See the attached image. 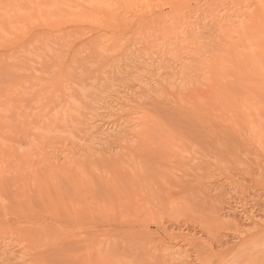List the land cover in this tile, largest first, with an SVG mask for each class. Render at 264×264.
I'll return each mask as SVG.
<instances>
[{
  "label": "rangeland",
  "instance_id": "rangeland-1",
  "mask_svg": "<svg viewBox=\"0 0 264 264\" xmlns=\"http://www.w3.org/2000/svg\"><path fill=\"white\" fill-rule=\"evenodd\" d=\"M174 3L0 0V244L9 243L15 253L5 255L7 258L1 254L0 264H30L25 262L27 254L36 249L43 264H84L86 255L92 262L88 264L97 259L98 264H185V260L198 264L196 252L205 248L216 252L237 248L244 233L236 235L235 223L246 235L255 231V221L264 220V148L262 157V147L258 146L259 152L256 146L264 145V0L256 1L257 5L262 3L261 8L254 3L248 9L257 15L250 23L253 28L249 24L252 29L239 33L238 44L219 42L213 37L219 27L209 18L201 21L198 44L202 51L207 48L203 52L204 61L209 59L207 64L215 58L217 63L209 66L215 67L211 73L216 77L210 79L211 70L197 69L188 78L199 82L209 78L207 84L213 85V91L203 87L207 89L203 96L196 87L193 91L195 85H188L187 92L180 91L182 87L174 89L173 98L164 89L157 92L159 96L144 95L140 90L127 102H138L137 106L155 112L168 122L170 135L155 131L148 141L154 144H145L150 149L135 139L127 145L128 149L136 148L120 149L125 143L112 140L110 146L116 145L111 149L112 162L104 156L83 164L69 158L65 167H70L63 170L45 162L47 154L55 152L62 162V149L78 155L96 146L94 141L101 131L97 125L106 123L103 129L113 124L121 127L126 119L131 120L134 115L125 112L126 107L115 99L128 87L136 90L139 73L148 74L150 68L160 79L176 70L181 75L183 65L192 60L190 55L197 53L187 47L189 38L183 39L186 44L181 38L182 44L179 41L162 54L166 38L153 16H124L114 9L118 5L130 10L142 6L145 11L159 4L165 13ZM224 47L229 52H220ZM137 54L144 56L143 61ZM159 56L164 68L156 62ZM133 57L143 65L134 67ZM179 79L176 83L184 85L185 80ZM149 86L154 89V81ZM244 121L250 124L245 125L247 129ZM248 128L254 130L252 134L256 130L262 134L260 143L252 145L243 135H251ZM131 188L139 198L135 197L137 203L149 209L141 218H136L134 194L129 192L128 196ZM172 208L182 209L173 213ZM214 213L225 217L224 224L209 220ZM203 223L206 226L202 227ZM163 240L186 251L163 258ZM94 241L99 243L97 252L90 249Z\"/></svg>",
  "mask_w": 264,
  "mask_h": 264
},
{
  "label": "bare ground",
  "instance_id": "bare-ground-1",
  "mask_svg": "<svg viewBox=\"0 0 264 264\" xmlns=\"http://www.w3.org/2000/svg\"><path fill=\"white\" fill-rule=\"evenodd\" d=\"M245 1H247V0H174V5H172L171 7H170V9L168 10V12H163V10L160 8L161 7V5H159V4H155V5H150V7L149 8H146V10L145 11H143V7L141 6V7H139V8H137V9H135V10H130V9H126V8H124V7H122L121 5H118V6H116L114 9H115V11H117V13H122L124 16H131V15H142V16H146V15H151V16H153V21H155L162 29V36H164L165 38H166V41H165V43H163L162 44V54H164L166 51L168 52V50L170 49L169 48V46H174L175 47V45H173V44H177L179 41H180V39L182 38V40L183 39H185V41H186V39H188L189 38V40L187 41V44H186V42L183 40V42H185V44L187 45V47L188 48H192L194 51L195 50H197V51H195V52H197L195 55H192L191 53V55H190V58L192 59H190L191 61L190 62H188L187 63V65L185 64V65H183V70L180 72L181 73V75H178L179 73L178 72H176V71H172L171 72V75L170 76H168L167 78H165V79H160L159 77V75L156 77L155 76V74H153V73H155V72H153V71H150V68H149V72L151 73L152 72V74H150V73H148V74H145V73H139L138 74V78H137V81L135 82V86H136V90H132V88H129L128 87V89H124L125 91H124V94H122V95H119L121 92H119V94H117V99H115L116 100V102H118V105L120 106L121 105V107L122 106H124V107H126V108H124V111L125 112H127L129 115L131 114V115H134V117L129 121V120H125L124 122H123V124H122V126L120 127H118V124H113V125H111L110 127H107V125H106V127L103 129V126H105V124L106 123H104V125L103 124H100L99 126L97 125L96 127H97V129H101V131L100 132H98V138H96L97 140L96 141H94L95 142V145L96 146H93V147H91L89 150H85L84 152H82L81 154H78V155H76V152H73V151H71V150H67V152H65L66 150L65 149H62V151H64V156H63V160H62V162L60 161V159L61 158H58V156H57V153L55 154V153H53V152H51V150H50V152H51V154L52 155H49V154H47V156L48 157H45V162H46V164H47V166H49V167H51V168H59V167H61V169L63 170V169H65V168H68L69 169V167H65V165H67V164H65V163H67L68 162V159L69 158H72L73 159V161L75 160V162L74 163H76V160L77 161H81L82 162V164H83V162L85 161V162H89V160L91 161L92 160V162H94V161H96L94 158H101V157H108V158H110V160L109 161H111V158L112 157H114V154H112L111 153V149H113V148H115L116 147V145H114V147H111L110 146V143L111 144H113L114 142L113 141H115V140H117L116 141V143L118 142V144L121 142V141H123L125 144H123V145H120V149H127V150H131L132 148H136V146L134 147V146H132V148L131 149H128V145L127 144H131V143H128L127 141H129L130 139H135V140H137V142L138 141H141L142 143H140V142H138L139 144H142V146H144L145 144H147V142L150 140V138L152 137V135L155 133V131H160V132H164V133H166V134H168L169 132H171V129H170V127L167 125L168 124V122L166 123L161 117H159L158 115H156V114H154V113H152V112H150V110L148 111L147 110V108H145V107H143V106H137V105H140V103H136L135 105H131L130 103H127V102H130V100H132L135 96H136V92L138 91L139 93L142 91V93L144 94V92H145V94L144 95H148V94H157V92L159 91V90H161V89H164V90H168L169 91V93L171 94H173L174 92L173 91H175L174 89H179V88H181L180 89V91H185L186 90V92H187V90H188V88L191 86V88H192V86H194V88L193 89H195V90H193V91H196V88H197V91L198 90H200V91H198V93L199 92H201V91H203L201 94L204 96V92L205 91H207V89L206 88H204L203 89V87H209V88H211V85L210 86H208V84H207V81L209 80V78H208V80H205V81H203V82H199V80H195V79H197V78H188V77H192L194 74H196V70L198 69V72H199V70H206V72H208L209 73V71H210V73L209 74H212V75H210V79L212 78V77H216V75L214 74V73H211V72H213L212 71V69H214V68H211L210 66H209V64H207L208 63V60H205L204 61V59L205 58H203V52L205 53L206 52V49L207 48H205V50L204 51H202L201 50V46H200V44H198L199 43V39H198V37H197V33H198V31H200V29H201V26L200 25H202V22L201 21H203V20H205V19H208V21L209 22H211V24L212 25H217L219 28H218V30H217V32H216V34H214L213 35V37L214 38H217V39H219V42H220V40H222V42L224 41L225 42V44H229V45H235V42L238 44V40L239 39H241V38H239L240 37V34L241 35H243L242 33H245V31H247V30H249L248 28H251L252 27V25L253 24H250V23H253V19L256 17V15H257V13H256V15H254V13H253V15L250 13V11H248V9H250V7L255 3V5H257V3H256V1L257 0H250L249 2H247V3H245ZM262 4V3H261ZM261 4H259V5H261ZM254 5V6H255ZM259 5H257V6H259ZM253 7V6H252ZM260 7V6H259ZM258 8V7H257ZM261 8V7H260ZM244 9V10H243ZM252 9V8H251ZM254 9V8H253ZM262 10V9H261ZM143 11V12H142ZM253 12H255L254 10H252ZM264 11V10H263ZM203 15H205V16H203ZM257 19V18H256ZM208 22V23H209ZM255 22H257V21H255ZM254 22V24H256ZM207 23V21H206V24H208ZM205 24V25H206ZM251 25V27L249 26L248 27V25ZM208 25H210V23L208 24ZM211 26V25H210ZM259 26V25H258ZM215 29H216V27H214ZM253 28V27H252ZM251 28V29H252ZM211 29V28H210ZM244 31V32H243ZM251 31V30H250ZM253 31H254V29L252 30V33H253ZM256 31H257V29H256ZM240 33V34H239ZM247 34H249L248 32H247ZM245 35V34H244ZM246 36V35H245ZM242 37V36H241ZM168 38V39H167ZM202 38V37H201ZM204 39V38H203ZM244 39V38H243ZM254 38H252V40H253ZM181 40V41H182ZM261 40V39H260ZM180 41V42H181ZM217 41V40H216ZM216 41H213V42H215L216 43ZM247 41V40H246ZM249 41V40H248ZM179 42V43H180ZM202 42V41H201ZM218 42V43H219ZM224 42H223V44H224ZM251 42V41H250ZM256 42V41H255ZM257 43V42H256ZM259 43H261V42H259ZM258 43V44H259ZM181 44H182V42H181ZM180 44V45H181ZM253 44V43H252ZM263 44V43H262ZM201 45H203V44H201ZM210 45H212V44H210ZM255 45H257V44H255ZM254 45V46H255ZM260 45V44H259ZM178 46V45H177ZM221 47V46H220ZM257 48V47H256ZM175 48H173V50H174ZM180 49V48H179ZM214 49V48H213ZM217 49V48H216ZM227 48H222L221 50H220V52L222 51H224V52H226V51H228V50H226ZM229 49V48H228ZM182 50V49H181ZM184 50V49H183ZM218 50V49H217ZM232 50V49H231ZM234 50V49H233ZM259 50V49H258ZM170 51H172V50H170ZM180 51V50H179ZM178 51V52H179ZM132 52V51H131ZM136 52H137V50H136ZM135 52V53H136ZM207 52H208V50H207ZM214 52V51H213ZM229 52V51H228ZM260 52V51H259ZM134 53V52H133ZM181 53V52H180ZM188 53V52H187ZM193 53V52H192ZM219 53V52H218ZM261 53V52H260ZM128 54V53H127ZM132 54V53H131ZM138 54H139V52H138ZM137 54V55H138ZM140 54L142 55V53L140 52ZM144 54V53H143ZM160 54V53H159ZM167 54V53H166ZM182 54V53H181ZM208 54H210V53H208ZM264 54V53H263ZM134 55V54H133ZM205 55V54H204ZM127 56V55H126ZM135 56V55H134ZM138 56H140V55H138ZM131 57V56H130ZM143 57V58H142ZM140 56V58H141V60L143 61V59H144V56ZM151 57V56H150ZM149 57V58H150ZM174 57V56H173ZM176 57V56H175ZM206 57V56H205ZM123 58H125V56H123ZM122 58V59H123ZM127 58H129V57H127ZM138 58V57H137ZM153 58V57H152ZM151 58V60L152 61H154V59H152ZM159 58H161L160 56L158 57V59ZM163 58H164V56H163ZM217 58V57H216ZM132 59V58H131ZM158 59H156V62H158V65L159 66H161L160 65V59L158 60ZM132 60H134V57H133V59ZM137 60H139V58L137 59ZM141 60L139 61V62H136L135 60V62H132L133 63V66L134 67H136V64H138V63H140L141 62ZM158 60V61H157ZM131 61V60H130ZM145 61V60H144ZM149 61V60H148ZM206 61H207V63H206ZM211 64L210 65H212V64H215V63H217L216 61H215V58H213V59H211ZM147 62V61H146ZM178 62V61H177ZM195 62V63H194ZM210 62V61H209ZM135 63V64H134ZM141 63H144V62H141ZM140 63V64H141ZM194 63V64H193ZM128 64V63H127ZM155 64V63H154ZM141 65H143V64H141ZM144 65H146V64H144ZM163 65V64H162ZM196 65V66H195ZM150 66H152V64L150 65ZM139 67H141V66H139ZM145 67H147L148 68V64L145 66ZM153 67V66H152ZM162 67V66H161ZM170 67V66H169ZM177 67V66H176ZM195 67H197V68H195ZM137 68V67H136ZM135 68V69H136ZM142 68H144L143 66H142ZM160 68V67H159ZM162 68H164V66L162 67ZM225 68V67H224ZM141 69V68H140ZM139 69V70H140ZM144 69H146V68H144ZM158 69V68H157ZM172 69H174L173 67H172ZM217 69V68H216ZM148 70V69H147ZM153 70V69H152ZM204 70V71H205ZM180 71V70H179ZM138 73V72H137ZM169 73V72H168ZM198 74V73H197ZM264 74V73H263ZM213 75H215V76H213ZM196 76V75H195ZM212 76V77H211ZM240 76V75H239ZM264 75H262L261 77H263ZM182 79L183 81H184V85L183 84H181V85H183V86H181L180 84H179V82L178 83H176V81H178V79L175 81H173V84L172 85H170L169 83H170V81L169 80H171V79ZM201 78V77H200ZM259 78V77H258ZM128 79V78H127ZM179 79V80H180ZM187 79H190V80H187ZM264 79V78H263ZM212 80H214V78L212 79ZM212 80H210L211 82L210 83H212L213 81ZM151 81H154V83H155V87H154V89L152 88H150V86H149V82H151ZM182 83V82H181ZM209 83V82H208ZM134 84V83H133ZM191 84V85H190ZM188 85H189V87H188ZM128 86V85H127ZM130 86V85H129ZM196 87V88H195ZM208 88V89H209ZM212 88H213V85H212ZM212 88H211V90H212ZM257 88V87H256ZM134 89V88H133ZM141 90V91H140ZM211 90H209V91H211ZM120 91V90H119ZM131 91H133V92H131ZM136 91V92H135ZM213 91V90H212ZM211 91V92H212ZM215 91V90H214ZM164 92V91H163ZM176 92V91H175ZM189 92V91H188ZM190 92H191V89H190ZM189 92V93H190ZM210 92V94H212ZM117 93V92H116ZM115 93V94H116ZM138 93V94H139ZM139 94V95H143V94ZM171 94V95H172ZM179 94H180V92H179ZM182 94V93H181ZM188 94V93H187ZM192 94V93H191ZM196 94H197V92H196ZM201 94H199V95H201ZM158 96H159V94H157ZM176 95V94H175ZM175 95H172L173 96V98L175 97ZM177 95H178V93H177ZM189 95V94H188ZM206 96L207 95H209V94H207V92H206V94H205ZM149 96V95H148ZM153 96V95H152ZM155 96V95H154ZM192 96V95H191ZM190 96V97H191ZM213 96V95H212ZM137 97V96H136ZM156 97V96H155ZM188 98H189V96H187ZM139 98V97H138ZM148 98V97H147ZM151 98V97H150ZM193 98V97H192ZM191 98V99H192ZM211 98V97H210ZM159 99V98H158ZM134 100V99H133ZM204 100V99H203ZM106 102V101H105ZM175 102V101H174ZM180 102V101H179ZM187 102V101H186ZM207 102V101H206ZM108 103V102H107ZM188 103V102H187ZM227 103V102H226ZM142 104V103H141ZM169 104V103H168ZM108 105V104H107ZM143 105V104H142ZM188 105V104H187ZM252 105V104H251ZM105 106V105H104ZM192 106V105H191ZM202 106V105H201ZM234 106V105H233ZM236 106V108H238L237 110L239 111L238 113L239 114H241L242 116L244 115V112H243V110L241 109V106L240 105H235ZM118 107V106H117ZM120 107V109H122ZM176 107V106H175ZM193 108H194V106H192ZM196 107H198V106H196ZM200 107V106H199ZM225 107V106H224ZM99 108V107H98ZM106 108H108L107 106H106ZM111 108V107H110ZM116 108V107H115ZM183 108V107H182ZM204 108V107H203ZM202 108V109H203ZM97 109V108H96ZM109 110V109H108ZM118 110H119V108H118ZM118 110H117V112H118ZM195 110V109H194ZM215 110V109H214ZM236 110V109H235ZM93 111H94V109H93ZM107 111V110H106ZM116 111V110H115ZM123 111V109L121 110V112ZM187 111V110H186ZM196 111V110H195ZM107 112H109V111H107ZM116 113V112H115ZM120 113V112H119ZM126 113V114H127ZM81 114H83V113H81ZM99 114V113H98ZM123 114V113H122ZM125 114V115H126ZM96 115V114H95ZM103 115V114H102ZM128 115V116H129ZM42 116V115H41ZM82 116V115H81ZM116 116V115H115ZM96 117H97V115H96ZM125 117V116H124ZM132 117V116H131ZM103 118V117H102ZM127 118H130V116L129 117H127ZM92 119V118H91ZM94 119V118H93ZM98 119V118H97ZM100 119V118H99ZM103 120V119H102ZM244 120V119H243ZM104 122V121H103ZM111 122H112V120H111ZM116 122V121H115ZM245 122V124H244V127L246 128V126H248V125H250L249 123H247V121H244ZM244 122H242V123H244ZM89 124V123H88ZM112 124V123H111ZM243 125V124H242ZM246 125V126H245ZM173 127V126H172ZM243 127V128H244ZM243 128H242V130H243ZM251 128V127H250ZM250 128H248L249 130H250ZM247 129V128H246ZM252 129H254L253 127H252ZM246 131H248V130H246ZM246 131H244L243 130V132H246ZM251 131V130H250ZM252 131H254V130H252ZM252 131L250 132V134L251 135H249V132H247V133H244L243 135H246V138L248 139V141L253 145H255L256 143H258L259 142V137L260 136H262V134L260 133V132H253L254 134H252ZM242 132V131H241ZM235 134V133H234ZM233 134V135H234ZM249 136H248V135ZM90 135V134H89ZM97 135V134H96ZM95 135V136H96ZM169 135H170V133H169ZM242 134H241V136L242 137H244ZM235 136V135H234ZM264 137V135L261 137V138H263ZM153 138V137H152ZM151 138V139H152ZM245 138V139H246ZM113 140V141H112ZM154 140H155V138H154ZM178 140V139H177ZM131 141H133V140H131ZM130 141V142H131ZM153 141V140H152ZM93 142V141H92ZM135 142V141H134ZM151 142V141H150ZM115 143V144H116ZM149 143V142H148ZM260 143V142H259ZM121 144H122V142H121ZM150 145H153L154 144V142L153 143H149ZM107 145V146H106ZM137 145V144H136ZM105 146V147H104ZM118 146V145H117ZM142 146L140 147V148H142ZM149 145H147V147H148ZM257 146V148H259V147H262L261 148V152H260V148H259V152L261 153V155H262V157H263V154H262V152H263V148H264V145L262 144V145H259V144H257L256 145ZM259 146V147H258ZM90 147V146H89ZM145 147H146V145H145ZM146 147V148H147ZM139 148V149H140ZM144 148V147H143ZM142 148V149H143ZM149 148V147H148ZM116 149V148H115ZM119 149V150H120ZM150 149V148H149ZM134 151H136L135 149H133ZM132 150V151H133ZM138 150V149H137ZM131 151V152H132ZM119 152V151H118ZM115 153V152H114ZM122 153V152H121ZM45 154H46V152H45ZM127 154H125V156H126ZM261 155H260V157H261ZM118 157H119V155H118ZM120 158V157H119ZM119 158H117V159H119ZM128 158V157H127ZM264 158V157H263ZM72 159H71V162H72ZM93 159H94V161H93ZM106 159V158H105ZM261 159V158H260ZM102 160V159H101ZM103 160H104V158H103ZM107 160V159H106ZM107 160V162H109ZM191 160V159H190ZM194 160V159H193ZM67 161V162H66ZM105 161V160H104ZM113 161V160H112ZM111 161V162H112ZM260 161H262V160H260ZM122 162H123V160H122ZM70 163V162H69ZM115 163V162H114ZM125 163V162H124ZM142 165H143V163H142ZM79 166V165H78ZM190 166V165H189ZM188 166V167H189ZM144 168H146L145 167V165H144ZM260 168V167H259ZM67 170V169H66ZM71 173V172H70ZM143 176V175H142ZM128 188V187H127ZM126 188V189H127ZM129 188H130V186H129ZM128 188V189H129ZM132 189V188H131ZM132 191H135L134 189H132V190H129V191H127V193H128V196L130 195L129 194V192L130 193H132ZM137 192V191H136ZM135 193V192H134ZM134 193H132V194H134ZM146 193V192H145ZM126 194V193H125ZM136 194V193H135ZM134 194V201H135V205H136V218H141L142 216H144V212H145V210L147 211H149V209L147 208V209H144L145 208V204H143L142 203V206L139 204V203H137V201L135 200V197H136V195ZM171 194V193H170ZM170 194H169V196H170ZM140 195V194H139ZM142 195V194H141ZM145 194L143 193V196H144ZM128 196L126 197V198H128ZM131 196V195H130ZM141 197V196H140ZM145 197V196H144ZM144 197H143V200H144ZM136 198H138V197H136ZM160 198V197H159ZM162 198V197H161ZM166 198V197H165ZM170 198V197H169ZM130 199V198H129ZM132 199V198H131ZM139 199V198H138ZM137 199V200H138ZM140 199H142V197L140 198ZM152 199V198H151ZM145 200H147L146 198H145ZM149 200V199H148ZM160 200V199H159ZM158 200V201H159ZM150 201V200H149ZM152 202L154 201L153 199L151 200ZM150 201V202H151ZM156 201V200H155ZM154 201V202H155ZM162 201H160V203H161ZM156 203V202H155ZM165 203V202H164ZM167 203V202H166ZM163 204V203H162ZM180 204H182V203H180ZM189 204V203H188ZM188 204H186V207H187V205ZM138 205V206H137ZM164 205V204H163ZM146 206H148V204L146 203ZM158 207H159V205H157ZM166 206V205H165ZM192 206V205H191ZM152 206H150V208H151ZM161 207V206H160ZM164 207V206H163ZM162 207V208H163ZM187 208H189V206L187 207ZM192 208V207H191ZM167 209H169V208H167ZM181 209L182 208H178V210H173V208L171 209V211H173V213H175V212H179V211H181ZM184 210H188V209H184ZM192 210V209H191ZM244 210V209H243ZM147 213V212H146ZM172 213V212H171ZM170 213V214H171ZM181 213V212H180ZM179 213V214H180ZM178 214V213H177ZM146 216H147V214H146ZM223 216V215H222ZM221 215H219V213H217V214H213V216L211 215V217L209 218V220H212V221H214V222H216V223H220L221 225L222 224H224V222L222 223V221H223V218H225L224 216L222 217ZM254 216V215H253ZM248 218H250V219H252V216H248ZM229 219V218H228ZM224 220H227V219H224ZM230 220V219H229ZM228 220V221H229ZM226 223H227V221H225ZM157 223V222H156ZM208 224L210 223V222H207ZM206 223V224H207ZM232 223H234V222H232ZM231 224V223H230ZM236 225H234V226H232V227H234V232L236 233V235L238 234L239 235V233H241L242 231H243V233L245 234V232H244V229L242 230L239 226H237V223H235ZM142 225V224H141ZM157 225V224H156ZM206 226L205 225V223H203L201 226L202 227H204V226ZM210 225L211 224H209V226H208V228L210 227ZM232 225V224H231ZM231 225H230V227H231ZM241 225V224H240ZM254 225H255V227H253V228H255L254 230L255 231H253V232H251V233H247L246 235H242V234H240V235H242V236H240V242L238 243V245H236V247L237 248H235V249H233L234 247H232V248H228V249H222L221 251H218V252H216V251H213L212 250V248L211 247H208V248H205V250L202 252V253H197L196 251V254H197V256H198V264H264V220L261 222H259V221H255L254 222ZM159 227V226H158ZM205 228H207V227H205ZM204 229V228H203ZM253 230V229H252ZM248 231V229L246 230V232ZM251 231V230H250ZM249 232V231H248ZM234 233V234H235ZM101 235V234H100ZM99 235V236H100ZM172 235V234H171ZM180 235V233L177 235L176 234V236H179ZM170 236V235H169ZM173 236V235H172ZM104 237V236H103ZM237 237H239V236H237ZM95 239H97V238H95ZM103 239V238H102ZM90 240H92V239H90ZM89 240V241H90ZM100 240V239H99ZM88 241V240H87ZM89 241H88V243H89ZM95 241H97V240H95ZM95 241H94V244H96L95 243ZM104 241V240H103ZM159 241H161V240H159ZM165 240H163V244H162V249H161V251L163 252V254L161 255L163 258L165 257H171V256H173V255H178V256H181L182 254H183V252L184 251H186V250H183L182 249V247L183 246H181L180 248H175L174 246H172V245H169L168 243L166 244V242H164ZM184 241H187V239L185 240L184 239ZM102 242V241H101ZM159 243V242H158ZM191 242L190 241H187V245H189ZM93 244V246H91V251L92 250H94L95 252H97V249H96V246H98L99 245V243H97L96 245H94ZM101 244V243H100ZM25 245V244H24ZM24 245H22V248H24L25 246ZM91 245V244H90ZM89 245V246H90ZM102 245V244H101ZM160 245H161V242H160ZM190 245H192V244H190ZM11 245H9V243L7 244H0V255L2 254V257H6L5 255H9V253H11V252H13L14 253V250L13 251H11ZM13 246L14 245H12V249H13ZM185 246V245H184ZM173 248H175V249H173ZM15 249V248H14ZM101 249V248H100ZM37 250V249H36ZM35 250V251H36ZM107 250V249H106ZM159 250V249H158ZM17 251V250H16ZM34 251V253H26L29 257H27V261H25V262H29L30 264H43V259L42 258H40L39 256H38V252L36 251L35 252ZM93 252V251H92ZM101 252V251H100ZM18 253V252H17ZM90 253V252H89ZM88 253V254H89ZM15 254V253H14ZM13 254V255H14ZM87 254V253H86ZM94 253H92V255H93ZM97 254H99V252L97 253ZM222 254H224V255H222ZM4 255V256H3ZM13 255H11V259H12V256ZM10 256V255H9ZM21 256V255H20ZM24 256H26V255H24ZM186 256V255H185ZM188 256V255H187ZM223 256V257H222ZM13 257H15V259L17 260V256L16 255H14ZM86 259H85V261H83L84 262V264H88V262L89 263H92V262H90L89 261V259H90V256L88 255H86ZM7 258V257H6ZM5 258V259H6ZM20 258V257H19ZM22 258H24V259H26L25 257H22ZM21 258V259H22ZM97 258H99L98 256H97ZM3 259V258H2ZM8 259H9V257H8ZM14 259V258H13ZM14 259V260H15ZM13 260V261H14ZM92 260V259H91ZM98 260L99 259H97V262H98ZM11 261V260H10ZM19 262H20V260H18ZM17 261V262H18ZM93 262H94V260H92ZM14 262H16V261H14ZM16 262V263H17ZM97 262H95V263H97ZM113 262V261H112ZM183 262V261H182ZM185 262V264H187L186 262V260L184 261ZM22 263H24L23 261H22ZM94 263V264H95ZM100 264H101V261L99 262ZM102 263H104V262H102ZM108 263H109V261H108ZM114 263V262H113ZM26 264V263H25ZM98 264V263H97ZM105 264V263H104ZM116 264V263H115ZM180 264V263H179Z\"/></svg>",
  "mask_w": 264,
  "mask_h": 264
}]
</instances>
